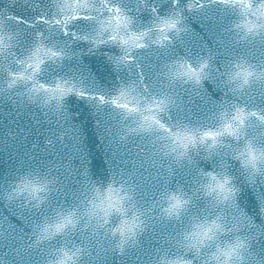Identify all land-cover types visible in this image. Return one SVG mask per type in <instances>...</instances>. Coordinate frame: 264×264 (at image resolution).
<instances>
[{"label": "water", "instance_id": "1", "mask_svg": "<svg viewBox=\"0 0 264 264\" xmlns=\"http://www.w3.org/2000/svg\"><path fill=\"white\" fill-rule=\"evenodd\" d=\"M75 2L0 0V264H53L65 252L72 256L69 264H162L184 258L178 238L191 217L203 214L208 205L199 188L206 174L221 172L232 180L237 194L234 202L218 207L217 217L224 215L231 222L238 216L240 227L225 235L224 243L237 235L246 238L245 264H264V179L249 181L232 155L236 147L246 151L248 142L254 150L264 147V124L248 116L250 111L264 115V0H250L251 9L235 0H109L131 18L129 34H148L138 41L146 46L131 47L127 57L117 42L92 43L97 27L93 21H74L67 36L37 23L42 15L51 16L52 5ZM169 20L176 23L175 30L166 27ZM41 36L44 45L37 52L33 45ZM51 46L63 49L59 59L49 61L45 55ZM117 57H124L121 65ZM40 58L44 65L37 66ZM203 64L207 67L201 81H188L189 66L199 69ZM226 71L227 87L221 83ZM245 72L254 74L248 84L242 75L235 78ZM21 76L28 79H16ZM142 80L151 101L136 92ZM66 81L85 95L69 94L57 110L51 94L45 96L37 85L63 87ZM121 88L127 93L122 102L137 107L144 101L141 111L146 116L176 128L168 136L179 134L183 140L193 134L187 128L197 129L198 136L219 132L215 144L204 143L221 148L211 155L200 148L190 161L178 159L179 149L172 151L176 140L164 143V135L141 127L142 118L92 98H117ZM237 109L245 118L243 125L235 120ZM229 124L231 131L244 129L239 139L230 134ZM89 186L86 212L100 198L107 199L109 188L120 211L113 207L107 224L99 228L93 218L71 232L45 233L43 226L57 221V210L76 206ZM181 194L191 206L175 221L170 200ZM133 218L136 227L123 243L108 233Z\"/></svg>", "mask_w": 264, "mask_h": 264}, {"label": "snow or ice", "instance_id": "2", "mask_svg": "<svg viewBox=\"0 0 264 264\" xmlns=\"http://www.w3.org/2000/svg\"><path fill=\"white\" fill-rule=\"evenodd\" d=\"M221 2L227 3L229 0H221ZM235 3L239 4L241 7H246L247 9H251L253 7L250 0H235ZM264 8V5H261ZM52 8H55V11H52L51 16L42 15L43 19H37V23H42L48 26V28L56 29L62 31L64 35H69V27L70 25L77 20H90L93 21L97 27L95 34L91 37L92 43L99 45L108 42L109 40L112 42H117L121 45L122 51L124 53V57H127L129 54V50L131 47L136 48H144L146 45L139 43L141 39L145 38L148 34L146 32H132L129 34V29L132 28V20L126 15L121 8L113 6L109 3V0H76L75 4H64L57 3L52 5ZM62 17V18H61ZM107 17V18H105ZM123 17V18H122ZM11 19V17H9ZM261 19L264 20V15L261 16ZM18 22L19 18H17ZM166 27L171 28L173 30L176 29V23L174 21H166ZM264 28V24L261 25ZM123 33V35H121ZM74 35V34H73ZM107 36V39L104 37ZM84 39H88V37H84ZM2 43V41H0ZM44 45V36H41L40 39H36L33 47L37 52ZM45 55L49 58V61L54 59H59L61 55H63V49H58L56 46H51L45 52ZM124 57H117L116 63L121 65ZM33 59L32 56L28 57V60ZM26 62V61H25ZM44 65V59L40 58L37 61V66ZM33 65L29 64V68H32ZM207 67L206 64L200 66L199 69L193 68L191 65L189 66V71L186 73L188 77L194 80L196 83H199L204 76V70ZM42 70V69H41ZM7 75V73H5ZM35 74H33L34 76ZM243 76V83H249V77L253 76V73L245 72V73H237L236 79L239 80L240 76ZM19 81H26L28 79L27 76H21L16 78ZM260 80H264V72L260 73ZM33 84H36L35 79H33ZM15 85V80L13 83L9 84V87H13ZM71 85V86H69ZM21 86H27L26 84ZM37 87L42 91V93L47 96L51 94V99L55 101L57 110L60 108L61 101L64 97L69 94L75 93L76 95L83 96L85 95L82 89L77 88L75 85L70 82L65 83L63 87L60 85H56L53 88L47 87L45 84H39ZM35 90V89H33ZM93 99H98L101 103H111L118 109H124L129 114H135L137 117H140L144 120V124L141 125L145 131L150 134L157 132V129L164 131L165 133L171 134L173 129L166 128L165 125L158 119L152 116H146L144 112L141 111V105L137 107H130L128 102H122L127 100V93L125 89L121 88L119 90V97H105V96H97L92 97ZM136 99L131 101L132 104H137ZM161 106L163 105V101L160 102ZM150 111V109H149ZM124 114V113H123ZM250 118L258 119L262 124H264V115L257 116V112L250 111L248 113ZM127 117H132L131 115ZM152 121L151 124L148 121ZM238 125L245 124V118L240 113V110L237 109V116L235 117ZM250 127V124H249ZM233 125H227V129L230 131V134L236 136L239 139V132L244 129L237 127L235 131H231ZM139 129H134L133 131H138ZM222 134L217 132H204L202 136H198L193 133L191 135H185L183 140H180L179 134L176 136H171L173 140H176L177 143L173 146L172 151L174 153L179 152L177 154L178 159L183 160H191L190 149L192 147H201L207 150V153L211 155L217 149H220V146H217L216 149L210 147L209 144L204 143V141H210L215 144ZM246 151H241L239 147L233 149V156L239 160L242 166L248 170L250 176L254 177L257 173L264 175V147H260L257 150L253 149V145L251 142L245 144ZM237 153L239 155L237 156ZM207 180L205 183L201 185L204 193L212 197L214 200L215 206L229 205L234 198V189L230 187L231 180L224 173L220 174L208 173ZM211 181V183H209ZM37 192L41 191L40 189H36ZM95 191V189H93ZM113 189L109 188V196L105 200L104 198H100V203H93L92 209L88 210L84 215L86 217V222L91 219H96L99 221L97 227H100V224H107V216L110 210L115 207L116 211L119 212L120 208L116 207L112 200ZM40 200V197H36V201ZM131 199H129V203ZM117 204L119 201L116 202ZM171 209L170 212H175L176 217L180 215L182 210V203L186 204L187 201L183 199L181 195H172L171 196ZM103 213V216H101ZM243 215V213H240ZM244 216V215H243ZM246 219V218H245ZM239 217L233 216L232 222L230 223L225 216H218L216 220H213L211 224H208L206 221L203 224H197L195 226L196 230H192L191 232L185 233L183 237L184 246L186 248L195 250L197 254H199L200 249L204 246L206 240H211L218 233H224L227 235L228 233L238 232L240 230ZM221 221V222H218ZM77 224V219H73V216L69 214L68 216H62L57 219V221L53 224L51 222L46 223L43 226V231L48 235H53L55 233L62 234L63 231L68 230L71 226L75 228ZM136 227L135 218H133L132 222L128 220L122 221L121 227L116 228L114 232L110 231V234L116 238L119 237L121 243L127 240L129 234L133 232V229ZM242 247V243L240 237L237 235L235 237V242L231 244L226 250H223L221 255L227 257L230 261L235 257L240 260V264H243V257L239 255L238 249ZM64 258L61 260H55L53 264H69V261L72 260V256L65 252L63 253ZM217 261H220V255H216L214 257ZM169 264H192L191 260H185L184 258H177L174 261H169Z\"/></svg>", "mask_w": 264, "mask_h": 264}, {"label": "clouds", "instance_id": "3", "mask_svg": "<svg viewBox=\"0 0 264 264\" xmlns=\"http://www.w3.org/2000/svg\"><path fill=\"white\" fill-rule=\"evenodd\" d=\"M106 43H114V44H116L115 42H112L110 40L108 42H106ZM227 73H228V71H226L223 74H221V77H222L221 78V83L225 87H227L230 84L228 82V80L226 79ZM188 81H194V80H188ZM136 92H138L140 94V96L145 97L146 101H151L152 98H153V96L148 92L147 86H145L143 84V80L139 81V83H138V85L136 87ZM137 100H139V97H137L136 101H133V103L137 102ZM143 103H144V101H141V107H143ZM109 104H111V103H109ZM161 116H162V113L160 115V119H161ZM129 118L132 119V117H129ZM161 121H162V119H161ZM170 128L173 129V130L176 129V128H173V127H170ZM177 128H179V127H177ZM181 129H183V128H181ZM187 130L189 132L198 134L197 129L187 128ZM155 133H159V134L165 136L164 143L172 140V137L168 136L167 133H164L163 131H157ZM200 148H202V147H199V146L192 147L190 149V153H192L194 150H198ZM240 166L247 173V178H248L249 181L254 183L257 176H259L262 179H264V175H262L260 173H257L254 177L250 176L248 170L245 169L242 166L241 163H240ZM207 178L208 177L206 175V180H207ZM230 187H232L235 190L234 191V198H235V196L237 194V189H236L235 185L233 184L232 180H231ZM90 189H91V186H89L88 191L84 194V197H83L82 201L79 202L76 206L69 207L67 209H63V208L58 209L53 219H59L62 216H68L69 214H71L73 216V219H79V224H76L75 229H78V228L82 227L83 224L86 222V217H85L84 214L86 213V209H87L88 196H89ZM199 192L203 193L204 198H206L207 201H208V205H207V208H206V210H205V212L203 214H196L193 217H191L190 223L188 225V228L178 238V243L183 248L182 255H183L184 259L185 260H191L192 264H240V260L236 259L235 257H233V259L230 261L227 257L221 255L223 250H226L231 244H233L235 242V238H234L232 240H228V243L225 244L224 243V239H223V237L225 236L224 233H218V234L215 235V237L213 239L206 240L204 246L200 249L199 254H197V252L195 250L186 248L184 246V241H183L184 234L188 233V232H191L193 230V226L194 225L203 224L205 221L208 224H211L213 220L217 219V211H218V207L219 206H215L213 198L207 196L204 193V191L202 190L201 186L199 188ZM42 195H44V193H42ZM182 196H183V199L187 201V203L182 208V210L180 212V215L178 217L173 218V220H175V221H181L184 218V216L188 213L189 208L191 206V200L189 198H187L186 196H184L183 194H182ZM234 198H233L232 202H234ZM146 215H147V213L144 212L143 220H142L143 227H144L145 222H146ZM50 221H48V222H50ZM197 221H201L203 223H197ZM248 223H249V227H250L251 223L250 222H248ZM68 231L69 232L73 231V228L70 226ZM108 233H110V232H108ZM137 237H135L134 239L136 240ZM239 237H240V240H241V243H242V247L239 248L237 251H238L239 255L243 257V264H245L246 253L249 250V242H248V240L246 238H243L241 236H239ZM116 239H119V237H116ZM128 243L129 244L133 243V239H129ZM216 255H220V257H221L220 261H217L214 258ZM176 259L177 258L165 259L164 261H162V264H169V261H174Z\"/></svg>", "mask_w": 264, "mask_h": 264}]
</instances>
